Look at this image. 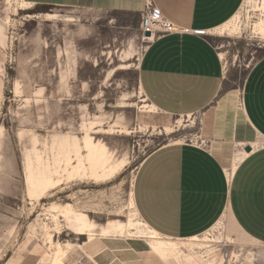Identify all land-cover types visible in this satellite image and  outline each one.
I'll list each match as a JSON object with an SVG mask.
<instances>
[{"label": "rangeland", "instance_id": "obj_1", "mask_svg": "<svg viewBox=\"0 0 264 264\" xmlns=\"http://www.w3.org/2000/svg\"><path fill=\"white\" fill-rule=\"evenodd\" d=\"M31 6L0 0V169L10 167L4 157L13 164L0 172V264H48L54 247L45 230L63 247L90 239L67 228L65 218L77 213L94 222L93 236L142 245L150 231L142 223L121 236L100 228L110 220L140 221L129 205L137 167L153 150L192 138L197 119L160 113L142 94L137 62L144 42L137 28L82 10ZM209 34L223 55L224 90L237 88L264 55V0H243ZM198 238L199 246L174 240L182 254L155 258L264 264V244L232 238L222 220Z\"/></svg>", "mask_w": 264, "mask_h": 264}, {"label": "crops", "instance_id": "obj_2", "mask_svg": "<svg viewBox=\"0 0 264 264\" xmlns=\"http://www.w3.org/2000/svg\"><path fill=\"white\" fill-rule=\"evenodd\" d=\"M26 1L31 8L67 7L137 28L144 42L137 62L142 94L160 113L197 119L192 138L153 150L137 167L131 199L139 218L169 238L202 234L222 220L232 238L264 244V55L237 88L224 90L223 55L212 43L215 34H209L230 20L243 0ZM147 6L159 10L173 29L144 41ZM4 158L10 167L0 172L8 173L13 164ZM138 245L96 234L65 251L61 261L167 264L149 261Z\"/></svg>", "mask_w": 264, "mask_h": 264}, {"label": "bare ground", "instance_id": "obj_3", "mask_svg": "<svg viewBox=\"0 0 264 264\" xmlns=\"http://www.w3.org/2000/svg\"><path fill=\"white\" fill-rule=\"evenodd\" d=\"M146 39H150V37L149 38L146 37ZM92 146H93V142H87L85 147L90 148ZM90 152H91V150H90ZM129 205L131 207L130 209L135 211V214H137V212L134 208L132 199L129 200ZM139 220H140L139 222L137 221L135 223L132 222L131 218H129V220H127V222H122L119 220H110L104 226H102L100 228V231L103 235L110 234V235H114V236H121L123 233L126 232L127 228L133 229V226L136 224L142 223L145 226H147L141 219H139ZM65 221L67 224V228L72 233H74L75 235H88L90 238L93 236L95 224L85 214H80V213L74 214L70 217L65 218ZM148 228L150 231L147 235L144 236L146 238L145 243L142 245H139V249L141 250V252L142 251L145 252L146 255H144V256L146 259H148L149 261L155 257H157V258L159 257L161 259H166L171 252H176L178 254L183 253L178 248L177 243L174 240H180V239H184V238H169V237L160 235L159 233L152 230L150 227H148ZM45 232H46L47 242L51 246L54 247V249L51 252V258H50L48 264H62L61 263L62 256L65 254V251L67 249H70L73 246V244L70 242H66V244L63 247L59 241L52 240V238H51L52 234L49 231L45 230ZM128 233H130V232H128ZM204 237H205L204 239L209 240V242H215V240H216L215 237H210V238H208L206 236H204ZM185 240H188L190 242V245L191 244L195 245V246L201 245L200 244L201 240H199L198 235L188 237ZM229 242L232 243L233 241L229 240ZM203 254H204V252H203ZM207 254H209V253H207ZM234 257L236 258L237 254H234ZM213 261H214V259H213ZM223 261L224 260H223V256H222L216 262V264H223Z\"/></svg>", "mask_w": 264, "mask_h": 264}, {"label": "built area", "instance_id": "obj_4", "mask_svg": "<svg viewBox=\"0 0 264 264\" xmlns=\"http://www.w3.org/2000/svg\"><path fill=\"white\" fill-rule=\"evenodd\" d=\"M172 29V26L163 19L159 10L155 8L152 9L150 6L146 7L142 19L143 32L149 31L150 36H152L155 32H169ZM150 36L146 37L149 38Z\"/></svg>", "mask_w": 264, "mask_h": 264}, {"label": "water", "instance_id": "obj_5", "mask_svg": "<svg viewBox=\"0 0 264 264\" xmlns=\"http://www.w3.org/2000/svg\"><path fill=\"white\" fill-rule=\"evenodd\" d=\"M144 35L145 36H150V32L149 31H146V32H144ZM246 150H249V148L247 147Z\"/></svg>", "mask_w": 264, "mask_h": 264}]
</instances>
